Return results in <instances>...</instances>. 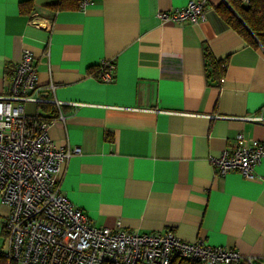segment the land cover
Instances as JSON below:
<instances>
[{
	"label": "crops",
	"instance_id": "crops-1",
	"mask_svg": "<svg viewBox=\"0 0 264 264\" xmlns=\"http://www.w3.org/2000/svg\"><path fill=\"white\" fill-rule=\"evenodd\" d=\"M188 1L89 0L80 9L75 0H0V94L32 51L38 82L53 84L57 102H27L25 112L49 120L55 147L80 149L60 185L94 224L170 228L261 264L264 157L257 179L217 176L210 158L239 132L264 141V122L248 118L264 106V49L219 14L225 0H208L201 21L157 18ZM205 48L225 62L222 82L208 77ZM105 60L115 63L110 82L97 74ZM8 211L0 200V247Z\"/></svg>",
	"mask_w": 264,
	"mask_h": 264
},
{
	"label": "built area",
	"instance_id": "built-area-1",
	"mask_svg": "<svg viewBox=\"0 0 264 264\" xmlns=\"http://www.w3.org/2000/svg\"><path fill=\"white\" fill-rule=\"evenodd\" d=\"M89 0H79L83 9ZM208 0H189L183 8L157 12L161 22H197L206 18ZM39 18L31 21L39 24ZM99 78L113 79L115 63L99 64ZM220 82L223 81L221 77ZM53 84L37 79L35 57L23 50L12 78L0 94V200L9 207L3 221L2 253L15 264H173L177 259L199 264L257 261L233 248L186 241L170 228L139 232L119 225H96L61 190L68 158L78 147L57 148L47 133L49 120L25 112L27 102H57ZM264 122L261 113L248 117ZM264 157V141L239 132L234 142L210 161L215 175L237 171L257 179L255 166ZM264 264V260H258Z\"/></svg>",
	"mask_w": 264,
	"mask_h": 264
},
{
	"label": "trees",
	"instance_id": "trees-1",
	"mask_svg": "<svg viewBox=\"0 0 264 264\" xmlns=\"http://www.w3.org/2000/svg\"><path fill=\"white\" fill-rule=\"evenodd\" d=\"M75 2L78 6L79 0ZM216 10L247 42L264 49V0H225L216 7ZM204 57L208 77L211 76L218 82L224 72L225 62L215 59L208 48L204 50ZM96 69L98 74L101 68L97 65ZM0 264H15V262L5 257L0 250ZM173 264L199 263L177 259ZM240 264L246 263L242 261Z\"/></svg>",
	"mask_w": 264,
	"mask_h": 264
}]
</instances>
